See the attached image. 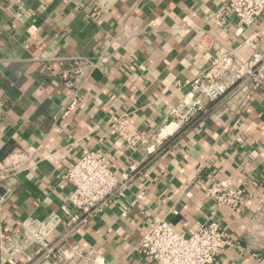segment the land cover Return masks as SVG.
I'll return each mask as SVG.
<instances>
[{"label":"crops","instance_id":"crops-1","mask_svg":"<svg viewBox=\"0 0 264 264\" xmlns=\"http://www.w3.org/2000/svg\"><path fill=\"white\" fill-rule=\"evenodd\" d=\"M226 1L0 0V264L26 219L61 211L84 150L119 172L137 167L125 197L66 239L95 264H156L137 247L161 218L186 236L220 223L231 244L212 264H264V85L170 123L220 48L242 61L264 55V12L240 31L236 17L215 18ZM74 61L86 75L72 91L62 71ZM74 95L80 106L66 115ZM123 116L162 145L133 151L109 127ZM222 181L245 189L241 213L208 195Z\"/></svg>","mask_w":264,"mask_h":264},{"label":"built area","instance_id":"built-area-1","mask_svg":"<svg viewBox=\"0 0 264 264\" xmlns=\"http://www.w3.org/2000/svg\"><path fill=\"white\" fill-rule=\"evenodd\" d=\"M263 12L264 0H227L215 18L224 23L234 16L242 31L253 26ZM218 52L210 65L187 83L190 92L172 112L170 123H188L205 109L206 101L225 95L243 94L250 100L264 85L263 54L254 53L248 61H242L229 49L220 48ZM74 63L62 71V78L72 91L79 88L86 75L85 70ZM79 106L80 99L72 96L65 114ZM109 127L133 151L150 153L163 143L159 135L140 130L127 116L113 117ZM130 169V172H119L108 163L106 154L84 150L65 174L72 190L61 211L52 212L44 219H26L20 232L8 239L7 263L23 264L21 258L27 257L29 263L41 260L53 264H95L80 245H68L66 239L103 213L116 199L125 197L131 173L137 167L132 165ZM208 195L219 206L236 213H241L246 199L245 189L228 181L215 183ZM230 244V235L216 221L201 223L194 234L186 236L161 218L143 235L137 251L156 264H212ZM31 247L35 248L33 256L28 254Z\"/></svg>","mask_w":264,"mask_h":264},{"label":"water","instance_id":"water-1","mask_svg":"<svg viewBox=\"0 0 264 264\" xmlns=\"http://www.w3.org/2000/svg\"><path fill=\"white\" fill-rule=\"evenodd\" d=\"M0 188H2V185L0 184Z\"/></svg>","mask_w":264,"mask_h":264}]
</instances>
